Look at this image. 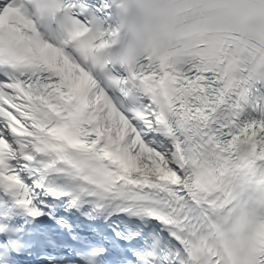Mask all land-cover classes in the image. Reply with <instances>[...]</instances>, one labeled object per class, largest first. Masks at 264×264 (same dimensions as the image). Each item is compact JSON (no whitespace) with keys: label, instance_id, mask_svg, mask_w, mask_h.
I'll return each mask as SVG.
<instances>
[{"label":"snow or ice","instance_id":"obj_1","mask_svg":"<svg viewBox=\"0 0 264 264\" xmlns=\"http://www.w3.org/2000/svg\"><path fill=\"white\" fill-rule=\"evenodd\" d=\"M33 6L68 13L60 38ZM93 14L0 0V264H264V0H172L175 43L134 66L97 62L118 29Z\"/></svg>","mask_w":264,"mask_h":264},{"label":"clouds","instance_id":"obj_2","mask_svg":"<svg viewBox=\"0 0 264 264\" xmlns=\"http://www.w3.org/2000/svg\"><path fill=\"white\" fill-rule=\"evenodd\" d=\"M36 2L55 6L59 0ZM171 3L172 0H118L115 10L117 41L112 47L97 53V62L103 64L111 61L134 66L146 56L167 53L175 43L168 17ZM32 11L42 31L54 39L61 37L60 25L67 23L68 13L58 11L53 19L47 12L37 11L35 6ZM92 24L94 29L99 30L102 21L93 14Z\"/></svg>","mask_w":264,"mask_h":264}]
</instances>
